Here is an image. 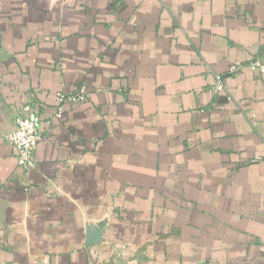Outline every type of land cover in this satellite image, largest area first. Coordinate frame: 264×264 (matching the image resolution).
Listing matches in <instances>:
<instances>
[{"label": "crops", "instance_id": "0c3cea01", "mask_svg": "<svg viewBox=\"0 0 264 264\" xmlns=\"http://www.w3.org/2000/svg\"><path fill=\"white\" fill-rule=\"evenodd\" d=\"M254 57L264 0H0V264H264V76L212 88Z\"/></svg>", "mask_w": 264, "mask_h": 264}, {"label": "built area", "instance_id": "2783aa9c", "mask_svg": "<svg viewBox=\"0 0 264 264\" xmlns=\"http://www.w3.org/2000/svg\"><path fill=\"white\" fill-rule=\"evenodd\" d=\"M256 72L264 76V61L261 57H254L248 63H235L231 65L225 74L215 75L212 88L221 92L224 90L223 79L237 76L244 70ZM86 93L80 89L76 92H58L55 95L56 109L52 120H60L67 104L77 103L84 100ZM41 120L32 110L30 105L23 108L13 122L9 134L6 136L7 143L11 146L17 165L22 169H30L37 143L40 141Z\"/></svg>", "mask_w": 264, "mask_h": 264}]
</instances>
